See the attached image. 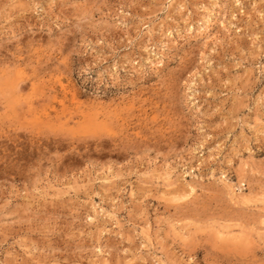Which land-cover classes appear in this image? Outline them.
I'll use <instances>...</instances> for the list:
<instances>
[{
	"label": "rangeland",
	"instance_id": "374dc122",
	"mask_svg": "<svg viewBox=\"0 0 264 264\" xmlns=\"http://www.w3.org/2000/svg\"><path fill=\"white\" fill-rule=\"evenodd\" d=\"M0 264H264V0H0Z\"/></svg>",
	"mask_w": 264,
	"mask_h": 264
},
{
	"label": "bare ground",
	"instance_id": "6f19581e",
	"mask_svg": "<svg viewBox=\"0 0 264 264\" xmlns=\"http://www.w3.org/2000/svg\"><path fill=\"white\" fill-rule=\"evenodd\" d=\"M207 22V21H206ZM209 25V24H208ZM207 27V26H206ZM196 28L195 27H192L191 29H190V31H194ZM207 29V28H206ZM188 31V30H187Z\"/></svg>",
	"mask_w": 264,
	"mask_h": 264
}]
</instances>
